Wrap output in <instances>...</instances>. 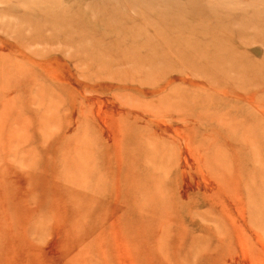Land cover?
<instances>
[{
  "label": "rangeland",
  "instance_id": "374dc122",
  "mask_svg": "<svg viewBox=\"0 0 264 264\" xmlns=\"http://www.w3.org/2000/svg\"><path fill=\"white\" fill-rule=\"evenodd\" d=\"M0 264H264V0H0Z\"/></svg>",
  "mask_w": 264,
  "mask_h": 264
}]
</instances>
